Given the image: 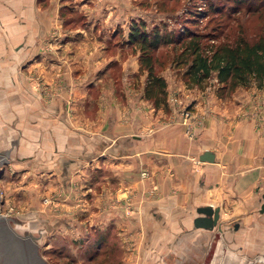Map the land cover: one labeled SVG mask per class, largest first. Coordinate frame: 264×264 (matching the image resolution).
Returning <instances> with one entry per match:
<instances>
[{
	"label": "crops",
	"instance_id": "obj_1",
	"mask_svg": "<svg viewBox=\"0 0 264 264\" xmlns=\"http://www.w3.org/2000/svg\"><path fill=\"white\" fill-rule=\"evenodd\" d=\"M105 3L0 0V112L14 113L13 120L24 128L18 127L16 137H9L0 152L8 150L9 160L42 158L43 167L60 176L64 193L57 199L62 209L75 203L69 193L73 177L84 172L102 177L99 189L93 178L86 186L85 214L83 204L75 213L82 211L80 218L85 217L92 229L114 225L120 239L130 234L133 248L139 241V254L130 264H206V253L220 251L225 233L234 232L236 239L246 227L247 235L261 225L264 241V211L259 210L264 193V118L260 123L209 122L191 143L174 129L160 134L159 122L148 121L139 107L108 105L95 110L96 74L109 62H123L119 53L106 55L109 42L103 34L110 19ZM71 9L82 12V23L73 20ZM110 86L103 91L109 99ZM148 127L156 134L142 136ZM206 149L215 153L214 162L199 159ZM191 155L200 160V172L185 159ZM225 190L234 195L226 197L234 202L232 228L216 201ZM205 204L219 207L223 229L194 226L196 208ZM65 212L55 217L56 223H63Z\"/></svg>",
	"mask_w": 264,
	"mask_h": 264
},
{
	"label": "rangeland",
	"instance_id": "obj_2",
	"mask_svg": "<svg viewBox=\"0 0 264 264\" xmlns=\"http://www.w3.org/2000/svg\"><path fill=\"white\" fill-rule=\"evenodd\" d=\"M105 1L104 8L109 10L110 19L103 34L109 42L106 55L109 58L119 53L123 62H109L96 74L97 78L93 85L95 110L108 105L113 109L127 107V110H132L134 106L139 107L148 121L159 122L160 134H166L168 129H174L178 135L191 143L198 140L200 132H203L209 122L225 119L231 120L232 123L238 120H254L260 123L263 120L264 87L258 88L255 84L239 85L228 94H220L215 77H211L205 87H188L183 78L185 67H178L173 61L175 40L187 28L205 34L215 33L218 39L237 34L239 27L247 34L254 32L255 26L260 24L254 20L256 14L250 12L249 5L254 6L260 0H244L242 3L237 0ZM71 10V14H76L73 20L82 23L78 16L83 17L82 12ZM134 20L144 22V29L150 35L153 31H158L163 37H172L171 41L162 42L154 51L155 70L165 79L167 91L166 101L158 107L154 105L153 100L144 96L147 71L140 66L138 46H134L128 40L131 23ZM108 84L111 85L110 99L103 95ZM5 108L12 107L6 105ZM13 115L14 113L10 111L0 112V148L8 145L9 137H16L18 127L24 129L21 123L16 124ZM7 125L11 128L8 129ZM8 131L11 134H7ZM140 134L154 135L156 130L153 127L143 128ZM146 148L144 143V151ZM13 158L16 160L15 156ZM185 159L195 172L201 171V162L196 155L187 156ZM44 164L42 158H36L0 167V213L14 220L16 229L24 233L29 230L43 232L41 240L38 241V248L48 264H130L131 259L135 258L133 256L139 254V241L136 250V247L133 248L134 241L130 234L120 239L114 225L106 228L96 225L95 229H92L85 217L80 218L82 211L75 213L83 204L84 207L80 209H83L85 214L86 186L88 182L91 184L93 177H87L85 172L80 174L79 178L73 177L69 182V193L74 197L75 203L71 207L69 204L68 209H62L61 202L57 199L64 193L60 176L55 173L56 171H47L48 169L43 167ZM93 179L96 183L95 189H99L101 184L98 182L102 177L98 175ZM254 192L257 195L256 191ZM228 195L234 198V195L228 194L225 190L224 194L223 192L217 194L216 201L222 206V217H226L225 220H228V225L232 228L234 202L227 199ZM61 212L66 214L61 216L63 223L60 225L56 223L55 217L57 215L59 217ZM219 226L222 229L225 227L223 221ZM129 227L130 224L127 227L128 231ZM261 227L260 225L258 230L249 231L247 235L246 227L236 239L234 232L230 235L224 230L226 239L219 247L220 251L209 250L204 261L206 264H264V251H257L264 249ZM96 228L99 229L98 232H94ZM257 235L260 236L258 240L252 241L248 238ZM152 238L153 235L147 237L148 244L152 242ZM210 246L213 248V244Z\"/></svg>",
	"mask_w": 264,
	"mask_h": 264
},
{
	"label": "trees",
	"instance_id": "obj_3",
	"mask_svg": "<svg viewBox=\"0 0 264 264\" xmlns=\"http://www.w3.org/2000/svg\"><path fill=\"white\" fill-rule=\"evenodd\" d=\"M249 7L260 24L252 33L247 34L239 27L237 34L218 39L215 33L187 28L175 40L173 61L176 66L185 67L183 78L188 87H205L211 77L217 80L220 94H228L239 85L264 87V0ZM78 16L83 20L82 15ZM170 38L158 31L150 35L144 29V22L131 23L128 40L138 46L140 66L147 71L144 96L153 100L156 107L166 101L167 91L165 79L155 70L154 51L162 42L171 41Z\"/></svg>",
	"mask_w": 264,
	"mask_h": 264
},
{
	"label": "flooded vegetation",
	"instance_id": "obj_4",
	"mask_svg": "<svg viewBox=\"0 0 264 264\" xmlns=\"http://www.w3.org/2000/svg\"><path fill=\"white\" fill-rule=\"evenodd\" d=\"M42 234L21 233L9 220H0V264H48L38 248Z\"/></svg>",
	"mask_w": 264,
	"mask_h": 264
},
{
	"label": "water",
	"instance_id": "obj_5",
	"mask_svg": "<svg viewBox=\"0 0 264 264\" xmlns=\"http://www.w3.org/2000/svg\"><path fill=\"white\" fill-rule=\"evenodd\" d=\"M9 151L6 150L4 152H0V167L2 165L8 163H17L22 162V160H9ZM199 159L202 161L214 162L215 161V153L209 149L204 150L199 155ZM263 202L260 206V212L264 211V193L262 194ZM198 213L197 216L194 217L193 223L195 227H201L205 229H213L214 227L219 225V207H214L211 204L199 205L196 208ZM0 220H9V225L16 229V225L14 220L7 218L2 213H0ZM219 228H221L219 226ZM18 230V229H17ZM21 233H24L18 230ZM34 234H38V232H33Z\"/></svg>",
	"mask_w": 264,
	"mask_h": 264
}]
</instances>
